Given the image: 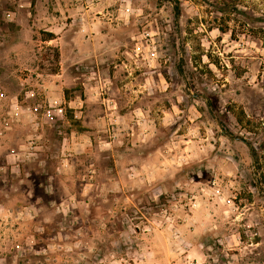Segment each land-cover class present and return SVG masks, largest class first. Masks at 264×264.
I'll use <instances>...</instances> for the list:
<instances>
[{
	"label": "rangeland",
	"instance_id": "rangeland-1",
	"mask_svg": "<svg viewBox=\"0 0 264 264\" xmlns=\"http://www.w3.org/2000/svg\"><path fill=\"white\" fill-rule=\"evenodd\" d=\"M0 264H264V0H0Z\"/></svg>",
	"mask_w": 264,
	"mask_h": 264
},
{
	"label": "crops",
	"instance_id": "crops-1",
	"mask_svg": "<svg viewBox=\"0 0 264 264\" xmlns=\"http://www.w3.org/2000/svg\"><path fill=\"white\" fill-rule=\"evenodd\" d=\"M123 64L126 65L125 61H123ZM114 66L115 67H118V66L122 67V65L120 63H116ZM113 82H116V81L113 80ZM129 83H132V82L130 81ZM128 101H130V104L128 105L129 107H132V105L135 103L134 102L135 100H133V98L128 100ZM134 105L137 106L138 104L135 103ZM133 143H136V142H133ZM139 151L140 152L138 154L140 155V157L137 158L136 164L135 165L131 164L128 167L129 171L127 170V174L132 177L130 182L133 185H134V183H137V185H139V184L141 185L142 182L150 183L151 179H153L155 177V175H154L156 173L155 169L159 168V163L164 164L165 162H171V161L175 162V160H174L175 154H173L171 152L170 141H168L167 143H163V145L155 146L154 148L146 150V151H143V150L142 151L139 150ZM119 154H120V156H119L120 159L118 161L116 159L115 161H116V163H121V165H123L126 163L125 154H121V153H119ZM160 155H162L164 157V159L161 160ZM169 158H171V159H169ZM151 160H153V162ZM134 176H136V177H134ZM134 178H136V179H134ZM107 185L111 187L112 185H115V183H112L110 181L107 183ZM118 187H121V189L124 188V186H122V185L119 186V184H118Z\"/></svg>",
	"mask_w": 264,
	"mask_h": 264
},
{
	"label": "trees",
	"instance_id": "trees-1",
	"mask_svg": "<svg viewBox=\"0 0 264 264\" xmlns=\"http://www.w3.org/2000/svg\"><path fill=\"white\" fill-rule=\"evenodd\" d=\"M237 10L236 6L222 2V4L216 6V11L221 12V13H229V12H235ZM58 52H54V59H58Z\"/></svg>",
	"mask_w": 264,
	"mask_h": 264
}]
</instances>
